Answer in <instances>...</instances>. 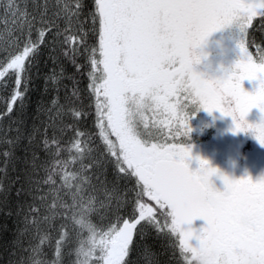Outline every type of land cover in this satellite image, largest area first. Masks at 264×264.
I'll use <instances>...</instances> for the list:
<instances>
[{"label":"snow or ice","instance_id":"obj_1","mask_svg":"<svg viewBox=\"0 0 264 264\" xmlns=\"http://www.w3.org/2000/svg\"><path fill=\"white\" fill-rule=\"evenodd\" d=\"M3 6L13 17L23 19L28 15L16 0H6ZM38 7L42 9V26L36 31V38H32L33 24L28 21L22 45L12 42L18 51L8 52L0 62V86L7 88L8 81L15 85L4 115L10 114L17 102L23 108L31 69L41 45L46 43L45 37L51 33L48 43L53 45V51L57 42L65 45L63 55L77 72L82 66L76 57L86 53L87 107L93 111L73 106L68 112L77 120L94 112L104 152L101 158L93 156L87 140L82 148L80 138L86 134L77 130L69 149H76V154L67 162L54 161L45 169L43 181H34L37 195L33 199L43 203L51 195L52 202L42 216L39 206H28L29 215L24 217L21 234L29 225L39 232L41 220L51 222L57 209H64L66 217L71 213L69 218L77 235L88 233L87 239L77 242L74 264H130L134 237L143 238L146 226L158 234L167 228L165 234L175 236L188 264H264V180L225 177V189H213L208 176L215 170H209L208 162L200 160L199 170L191 171L186 163L191 159V150L174 142L176 136H189L192 131L189 121L193 117L185 111L188 105L182 106L178 98L182 92L183 99L193 106L192 111H219L230 116L236 133L252 132L264 146V124L252 125L246 119L254 108L264 112V55L255 60L248 46L254 42L249 29L255 18H262L258 30H264V0H92L86 16L84 0H57L58 11L53 15L64 21L63 29L56 20L45 18L46 2ZM36 19L32 17L33 21ZM23 29L22 24V35ZM224 30L233 31L239 59L231 68L221 64L217 72L223 74L218 75L204 63L207 56L203 48L210 36ZM199 65H203V70L197 69ZM49 79L56 83L58 76L53 73ZM246 80L259 81L255 92L245 91ZM80 92L79 82L74 79L71 99L80 101ZM226 98L227 108L223 106ZM52 105L59 115L64 106L58 104V99ZM147 111L164 116L160 123L175 125L173 142L167 136L163 140L143 137L137 118L147 129ZM153 124L158 126L156 121ZM43 143L47 149V137ZM59 154L57 148L54 155ZM3 155L7 158L10 153ZM76 162L79 168L69 174L68 163ZM108 164L114 166L117 180L135 177L132 201L127 199V190L121 193L116 185L108 187L104 175ZM57 176L62 182L60 187L69 190L65 195H70V204L61 199ZM92 177L99 181V188L91 183ZM41 184L49 186L48 192L42 191ZM89 189L102 192L105 199L87 194ZM22 191L23 188L17 194ZM129 203L131 215L125 218L120 212ZM105 208L113 211L115 220L98 227L92 223L91 215ZM196 220H204L206 227L196 236L198 244L194 246L193 232L184 226ZM48 240L47 234L41 235L39 243L31 247L29 264H46L39 257ZM72 242V235L61 225L55 259L50 264H62V248ZM185 253H190L191 259Z\"/></svg>","mask_w":264,"mask_h":264},{"label":"trees","instance_id":"obj_2","mask_svg":"<svg viewBox=\"0 0 264 264\" xmlns=\"http://www.w3.org/2000/svg\"><path fill=\"white\" fill-rule=\"evenodd\" d=\"M84 4V16H86L91 8L92 0H84ZM56 22L61 29L64 28L63 20H57ZM32 24V38L35 39L36 31L42 25L38 21ZM260 28L261 23L259 22V25L252 28L249 34L250 39L254 41L249 44V48L257 55L264 54V51H262L264 50V30H258ZM26 35L27 30L19 39L21 45ZM51 36L52 34L49 33L45 37L46 43L41 45L39 55L36 57V62L31 69V80L22 109L19 107V102H17L13 106V111L8 115H4L7 107L6 101L11 96L15 85L14 81H8L7 88L0 86V130L4 132H0V264H29L30 249L39 243L40 236L44 234L48 235L49 240L43 246L42 255L39 258L45 261L46 264H50L55 259V242L59 238L61 225L66 227L73 238L72 243H67L62 248V264H74L76 258L73 255H75L74 249L78 246L77 242L79 239H87L88 236L87 232L83 233L82 236L77 235L74 230L76 226L69 218L71 213L66 217L63 214L64 209H57L58 214L51 222L41 220L39 222V232L35 227L29 225L28 230L21 234L25 228L24 217L29 215L28 206L31 204L39 206V214L42 216L45 214L48 204L52 202L51 195L43 203L33 199L37 195L34 190V181H43L46 176L45 169L50 168L54 161L67 162L71 156L76 154V149L69 150L72 142L76 139V131L79 130L86 134L85 137L80 138V146L83 148L85 146L84 141L87 140V146L93 149V156L104 151V145L98 134L99 129L95 124L94 112L87 117L79 118V120L74 119L68 112V109L73 106L83 107L85 111H93L87 107L89 97L86 90L88 83L86 53L82 52L81 55L76 57L77 63L82 66L80 72H77L71 60L63 55L62 50H66L65 45L57 42L53 51V45L48 43ZM88 42L93 43L91 36ZM9 50L2 55L0 62L3 61L8 52L15 54L18 51L16 47ZM61 69H63L62 75L60 74ZM53 73L58 76L56 83L49 79ZM74 79L79 82V88L81 89L80 101L71 99ZM2 84L3 82L0 81V85ZM54 99H58V104L64 106L59 115H57L58 109L52 105ZM252 111L257 120L254 124H249L264 123V112H261L259 108H254ZM9 127L14 130V135L12 130H8ZM6 132V139L13 141V143L9 144L6 141H1V137ZM246 134L252 136L253 133L247 132ZM45 137L50 142L47 149L43 143ZM53 140L57 143H52ZM57 148L60 149L59 156L54 155ZM5 152L10 153L9 157L6 158L3 155ZM34 156L35 159H33ZM78 168L79 162L68 163L66 171L71 174ZM93 171H96V169H93ZM104 175L107 176L106 178L109 181L122 184V190H127V196H129L130 201L133 200L134 189L136 188L135 177L117 180L115 170L111 171L108 167H106ZM56 179V187L60 190L61 199L70 204V195H65L69 190L61 188V180L58 176ZM69 179H71L70 175ZM71 182L74 183V181ZM91 183L96 185L97 188L99 187V181L95 177H92ZM21 188H23V191L18 195L17 192ZM41 188L44 192L49 190L48 185L41 184ZM145 199L147 200L146 197ZM59 202L57 200V203ZM148 203L158 207L152 201H148ZM129 204L128 209L132 207V204ZM123 213L121 211L120 215L125 218L130 216L129 214L125 216ZM91 221L98 227H106L109 224L102 223L99 225L92 215ZM167 232L168 229L165 228L163 232L158 234L153 228L146 226L143 238L140 235L134 237L133 247L128 257L130 264H188L187 260L181 256L175 236L166 235ZM184 256H186V253Z\"/></svg>","mask_w":264,"mask_h":264},{"label":"rangeland","instance_id":"obj_3","mask_svg":"<svg viewBox=\"0 0 264 264\" xmlns=\"http://www.w3.org/2000/svg\"><path fill=\"white\" fill-rule=\"evenodd\" d=\"M6 0H0V58L4 53H6L9 49L15 48L13 45V41H17L19 43V39L22 36L21 33V25H24L23 31L25 32L27 30V22L31 21L33 22H39V17H40V12L42 11L41 8H39V5H43L45 2L48 5V12L47 16L45 17L48 20H62V19H57L53 14L58 11L57 7V0H16V3L19 4L20 8L22 11L27 12V17L26 18H20L19 16L13 17L10 13H6V9L3 6ZM35 16L37 19L35 21L32 20V17ZM260 21H257L256 18L253 21L252 28L256 27V25H259ZM251 28V29H252ZM251 29H249V34ZM249 46V45H248ZM7 50V51H5ZM10 51V50H9ZM200 51V50H198ZM249 51L252 53L253 58L255 60H259L261 55H257L251 51L249 48ZM203 52L207 56L206 61H204L205 64L210 65V70L213 73H216L218 75H222L223 73L217 72L219 69L220 65L223 64L225 68H231L235 62L239 59L238 56V49L236 48V40L233 34L232 30H224L222 32L214 33L212 36L209 37L205 47L203 48ZM198 70H203V65L197 66ZM243 87L245 91L247 92H255L257 88L259 87V81H244L243 82ZM182 93V92H181ZM180 93V94H181ZM179 100L181 101L182 98L179 97ZM188 103L187 100H185V103ZM229 104V99L225 100L224 102V107L227 108ZM207 112V111H206ZM211 117L213 116V112L210 113ZM164 116L159 115V113H154L152 111H147L144 114V119L147 121L149 127L145 129L142 125V123L139 122L138 119V129L139 131L143 134L144 138H147L149 140H163L165 136H167L169 142H172V138L170 135L165 134L164 132H167L169 130L170 125L164 126L165 123H160L159 119L161 118L164 121ZM227 119L229 122H233L232 118L230 116H227ZM248 123L254 124L256 122V117L254 115V112L251 110L246 117ZM156 121L158 126H154L153 122ZM195 122H192V125ZM195 125V124H194ZM8 130H12V128H8ZM2 130H0L1 132ZM163 131V133H162ZM4 133V132H1ZM159 134V135H157ZM165 134V135H164ZM240 134V133H239ZM6 134H4L1 137V141H8L6 139ZM14 135V133H13ZM248 137L246 133H241L239 135V140L242 138V136ZM170 136V137H169ZM112 140L115 141V137L112 136L110 137ZM242 142L245 140L242 138ZM1 142V143H2ZM99 152L95 156L96 158H101V154L103 153ZM106 167H108L111 171H114V166L112 164H108ZM107 177V176H105ZM108 187L111 188L113 185H116L121 193L124 191L122 190V184H118L115 181H109L108 178H106ZM117 183V184H116ZM99 188V187H98ZM89 195H95L98 197V199L103 200L105 199L104 195L102 192H92V190H88ZM128 195V194H127ZM127 199L130 201L129 196H127ZM130 204H127L121 211L124 212L123 214L127 216L128 214L131 215V208L128 209V206ZM129 212V213H128ZM93 218L95 219V222H97L99 225L102 223H110L114 221L115 216L113 214V211L111 209H100L98 212L92 214ZM86 233V231L84 232ZM75 254V252H74ZM75 258L76 256L73 255ZM186 256L188 259H191V254L186 253Z\"/></svg>","mask_w":264,"mask_h":264},{"label":"flooded vegetation","instance_id":"obj_4","mask_svg":"<svg viewBox=\"0 0 264 264\" xmlns=\"http://www.w3.org/2000/svg\"><path fill=\"white\" fill-rule=\"evenodd\" d=\"M261 19L260 17L256 18L257 21ZM184 95V93H178V98H182V106L188 105L185 111L193 117L189 121L192 131L189 136H176L174 142L182 143L183 146L191 150V159L186 161L189 169L193 172L198 171L200 160H205L209 166L220 169L232 180L249 178L253 182L264 180V146L255 136L245 137L243 135L242 138L245 140L242 142V138L239 140L241 133L235 132V123L229 122L227 116L219 111L213 112L214 117L204 110L192 111L193 106L189 101L185 103ZM162 118L165 120V117ZM159 121L163 120L160 118ZM192 122H195V125H192ZM170 126L169 130L164 133L173 138L176 127L174 124ZM212 183L220 191L225 189L220 176L212 177ZM197 244L198 241L195 245Z\"/></svg>","mask_w":264,"mask_h":264},{"label":"clouds","instance_id":"obj_5","mask_svg":"<svg viewBox=\"0 0 264 264\" xmlns=\"http://www.w3.org/2000/svg\"><path fill=\"white\" fill-rule=\"evenodd\" d=\"M248 122V121H247ZM261 124H264V123H261ZM259 125V124H257ZM254 135V134H253ZM208 169L209 170H215L211 175L208 176V184L211 188L213 189H216L212 183V177L214 176H220V178L223 180L225 177L228 178V179H231L229 175L223 173L220 169L218 168H214V167H211L208 165ZM194 222V221H193ZM192 222V223H193ZM188 230H191L193 232V239H196V236L198 235V233L194 230V229H188ZM197 264H199V262H197Z\"/></svg>","mask_w":264,"mask_h":264},{"label":"water","instance_id":"obj_6","mask_svg":"<svg viewBox=\"0 0 264 264\" xmlns=\"http://www.w3.org/2000/svg\"><path fill=\"white\" fill-rule=\"evenodd\" d=\"M185 229H194L197 233H199L204 227H206V222L204 220H196L191 225H185ZM197 242L196 239H193L192 244L195 246Z\"/></svg>","mask_w":264,"mask_h":264}]
</instances>
